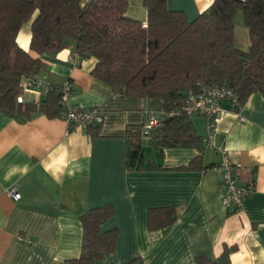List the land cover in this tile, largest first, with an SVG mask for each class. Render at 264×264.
<instances>
[{"label": "crops", "instance_id": "obj_1", "mask_svg": "<svg viewBox=\"0 0 264 264\" xmlns=\"http://www.w3.org/2000/svg\"><path fill=\"white\" fill-rule=\"evenodd\" d=\"M213 1V0H212ZM170 9L182 10L188 20L206 10L209 0H166ZM125 14L145 23L142 0H128ZM18 44L45 64L36 76L40 84L24 91V101H38L48 84L70 79L68 102L98 107L103 121L98 134L70 127L61 117L34 113L29 118L0 112V264H75L81 249L79 216L91 207L111 204L114 213L101 230L117 228L114 250L94 264H125L139 256L141 264H192L197 254L220 255L223 245H235L227 264H264V96L254 91L237 109L227 99L211 142H205L202 169L184 166L198 153L195 147L152 149L142 137L144 167L125 165L126 130H142L152 115L161 117L159 98L130 96L123 87L112 89L94 78L96 59L71 60L68 44L56 52L29 50L30 21L18 34ZM249 44V42L247 43ZM243 49V48H242ZM202 136L204 118L189 116ZM226 149L238 165L240 182H253L241 208L228 210L221 202V170ZM150 161L153 167H148ZM14 187L20 194L6 193ZM172 205L174 222L149 230V208Z\"/></svg>", "mask_w": 264, "mask_h": 264}, {"label": "trees", "instance_id": "obj_2", "mask_svg": "<svg viewBox=\"0 0 264 264\" xmlns=\"http://www.w3.org/2000/svg\"><path fill=\"white\" fill-rule=\"evenodd\" d=\"M128 0H0V112L29 118L34 113L59 117L62 103L59 85L49 84L38 101H18L23 81L44 67L17 42L21 26L30 21L29 50L37 54L56 52L71 44L80 59L94 57V78L112 89L123 87L130 96L159 98L164 113L148 131L152 149L167 146L195 147L198 153L187 169H202L205 147L189 115L183 110L187 93L200 85L225 84L236 92L242 105L249 94L264 96V0H213L196 17L188 20L182 10L170 9L166 0H142L145 23L125 14ZM242 16L248 46L234 41L235 19ZM91 136L98 126L85 128ZM142 128L126 130L125 165L144 167ZM148 167H153L148 161ZM114 213L111 204L88 208L80 214L81 249L75 264L94 260L114 250L117 228L100 225ZM175 220L172 205L149 208L147 228L155 230ZM235 245H223L219 256L201 253L192 264H227ZM139 256L125 264H141Z\"/></svg>", "mask_w": 264, "mask_h": 264}, {"label": "built area", "instance_id": "obj_3", "mask_svg": "<svg viewBox=\"0 0 264 264\" xmlns=\"http://www.w3.org/2000/svg\"><path fill=\"white\" fill-rule=\"evenodd\" d=\"M71 60L74 64L80 61L79 55L71 52ZM40 79L26 77L23 81V92L31 91L40 84ZM49 85V84H48ZM45 86V92L49 86ZM72 88L70 79H65L60 85V96L62 111L59 117L63 118L70 127L86 128L87 126H99L103 121V115L98 107H78L68 102V96ZM227 99L232 108L239 105L236 92L225 84L200 85L195 92L186 94L183 100V110L189 116L199 114L204 118L205 135L203 140L211 142V137L215 133L216 125L222 112L221 101ZM18 101L22 96H18ZM234 109V108H233ZM159 117L152 115L145 123L142 130L144 135H148L149 129L157 124ZM221 159L217 167L221 170L220 188L222 190L221 202L230 211H237L241 208L243 197L253 190V182H240L237 176V167L230 162L227 151L224 147L218 146ZM6 193L13 199L19 198L20 194L14 187H7Z\"/></svg>", "mask_w": 264, "mask_h": 264}, {"label": "rangeland", "instance_id": "obj_4", "mask_svg": "<svg viewBox=\"0 0 264 264\" xmlns=\"http://www.w3.org/2000/svg\"><path fill=\"white\" fill-rule=\"evenodd\" d=\"M234 41L235 45L239 48L246 49L248 46L247 30L243 24L242 16L240 14H238L235 19Z\"/></svg>", "mask_w": 264, "mask_h": 264}, {"label": "clouds", "instance_id": "obj_5", "mask_svg": "<svg viewBox=\"0 0 264 264\" xmlns=\"http://www.w3.org/2000/svg\"><path fill=\"white\" fill-rule=\"evenodd\" d=\"M212 2V0H209V3H211Z\"/></svg>", "mask_w": 264, "mask_h": 264}]
</instances>
